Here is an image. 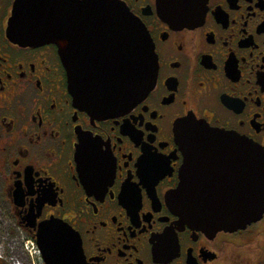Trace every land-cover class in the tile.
I'll return each mask as SVG.
<instances>
[{
    "label": "flooded vegetation",
    "instance_id": "obj_1",
    "mask_svg": "<svg viewBox=\"0 0 264 264\" xmlns=\"http://www.w3.org/2000/svg\"><path fill=\"white\" fill-rule=\"evenodd\" d=\"M115 1L145 26L156 78L131 108L97 117L74 103L55 43L8 36L15 0H0L2 223L12 222V238L35 242L50 223L75 264H264V212L215 228L171 208L184 158L174 132L181 118L264 150V0H194L185 22L160 15L157 0ZM214 166L190 164L184 189L206 210L225 182Z\"/></svg>",
    "mask_w": 264,
    "mask_h": 264
},
{
    "label": "water",
    "instance_id": "obj_2",
    "mask_svg": "<svg viewBox=\"0 0 264 264\" xmlns=\"http://www.w3.org/2000/svg\"><path fill=\"white\" fill-rule=\"evenodd\" d=\"M160 15L173 21L191 19L194 0H157ZM7 34L21 44L52 42L66 68L74 103L97 117L112 116L142 100L154 86L156 57L148 32L129 8L115 0H15ZM89 43H84V37ZM175 138L184 158L180 185L171 208L182 220L215 228H237L264 212V150L233 131L186 116L175 123ZM198 156H208L207 159ZM230 162V163H228ZM209 163L223 172V192L214 208L185 194L189 165ZM205 174L204 169L195 168ZM197 176V175H196ZM199 177V176H198ZM203 194L201 193V196ZM50 223L40 226L36 244L45 264H75L63 256Z\"/></svg>",
    "mask_w": 264,
    "mask_h": 264
},
{
    "label": "built area",
    "instance_id": "obj_3",
    "mask_svg": "<svg viewBox=\"0 0 264 264\" xmlns=\"http://www.w3.org/2000/svg\"><path fill=\"white\" fill-rule=\"evenodd\" d=\"M7 234L3 237L7 238L6 244L4 242H0V258H5V249L9 251V257L8 260L11 264H26L27 258H29L28 264H45L41 252L35 242L34 239L30 237H21L18 238H12L9 235V232H6ZM21 249V255H18L16 253V250ZM35 247L34 251H32V248Z\"/></svg>",
    "mask_w": 264,
    "mask_h": 264
},
{
    "label": "rangeland",
    "instance_id": "obj_4",
    "mask_svg": "<svg viewBox=\"0 0 264 264\" xmlns=\"http://www.w3.org/2000/svg\"><path fill=\"white\" fill-rule=\"evenodd\" d=\"M6 232H10L9 233V235H10V237H12V222H9V223H7V224H3L2 223V220L0 219V242H4V244H6V242H7V238H5V237H3L4 235H6L7 233ZM5 233V234H4ZM19 247V249H17L16 250V253L18 254V255H21V249H20V246H18ZM31 248H32V246H31ZM34 249H35V247H33L32 248V251H34ZM4 255H5V258L3 259L4 260V262L6 263V264H11L10 262H9V260H8V257H9V251L7 250V249H5V253H4ZM2 259V258H1ZM29 258H27V260H26V264H28V263H30L29 261Z\"/></svg>",
    "mask_w": 264,
    "mask_h": 264
},
{
    "label": "crops",
    "instance_id": "obj_5",
    "mask_svg": "<svg viewBox=\"0 0 264 264\" xmlns=\"http://www.w3.org/2000/svg\"><path fill=\"white\" fill-rule=\"evenodd\" d=\"M0 264H6L3 259L0 258Z\"/></svg>",
    "mask_w": 264,
    "mask_h": 264
}]
</instances>
